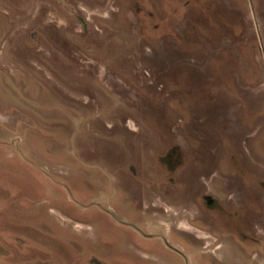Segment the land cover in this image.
Listing matches in <instances>:
<instances>
[{"label": "rangeland", "instance_id": "1", "mask_svg": "<svg viewBox=\"0 0 264 264\" xmlns=\"http://www.w3.org/2000/svg\"><path fill=\"white\" fill-rule=\"evenodd\" d=\"M263 226L264 0H0V264H264Z\"/></svg>", "mask_w": 264, "mask_h": 264}, {"label": "flooded vegetation", "instance_id": "2", "mask_svg": "<svg viewBox=\"0 0 264 264\" xmlns=\"http://www.w3.org/2000/svg\"><path fill=\"white\" fill-rule=\"evenodd\" d=\"M256 207H257V206H256ZM257 224H258V223H257ZM257 224H256V225H257ZM256 225H254V227H253V229H252V239H254V241L258 243V240H259L258 232H257V231H254V229L257 228ZM261 228H264V226L261 227ZM263 230H264V229H263ZM26 247H27V246H26ZM257 254H258V253H257Z\"/></svg>", "mask_w": 264, "mask_h": 264}]
</instances>
